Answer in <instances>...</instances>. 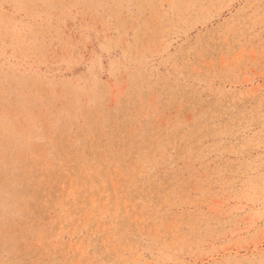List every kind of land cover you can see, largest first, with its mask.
Masks as SVG:
<instances>
[{
	"label": "rangeland",
	"instance_id": "rangeland-1",
	"mask_svg": "<svg viewBox=\"0 0 264 264\" xmlns=\"http://www.w3.org/2000/svg\"><path fill=\"white\" fill-rule=\"evenodd\" d=\"M0 264H264V0H0Z\"/></svg>",
	"mask_w": 264,
	"mask_h": 264
}]
</instances>
